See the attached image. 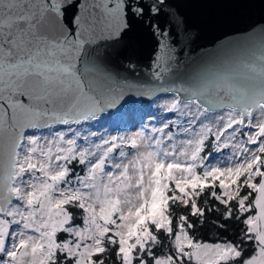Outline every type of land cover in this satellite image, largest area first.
<instances>
[{
  "label": "snow or ice",
  "instance_id": "snow-or-ice-1",
  "mask_svg": "<svg viewBox=\"0 0 264 264\" xmlns=\"http://www.w3.org/2000/svg\"><path fill=\"white\" fill-rule=\"evenodd\" d=\"M251 2L0 0V264H264V23L190 47Z\"/></svg>",
  "mask_w": 264,
  "mask_h": 264
},
{
  "label": "water",
  "instance_id": "water-1",
  "mask_svg": "<svg viewBox=\"0 0 264 264\" xmlns=\"http://www.w3.org/2000/svg\"><path fill=\"white\" fill-rule=\"evenodd\" d=\"M173 2L180 5L190 23L199 20L206 13L217 11L214 9L216 6H201L213 3L215 0H173ZM161 23H164L163 17L161 18ZM262 23H264V0H252L240 13L234 15L232 22L226 29L209 30L201 28L199 36L191 42V54L193 57H197L205 51L211 52L221 41L239 38L234 32H244L252 26ZM225 30L233 34L226 37L224 35ZM173 34L175 35L174 28ZM153 49L154 42L144 45L141 52L142 63L147 64L149 62ZM149 102V100H143L140 104ZM132 103H135V101L130 100L129 104Z\"/></svg>",
  "mask_w": 264,
  "mask_h": 264
},
{
  "label": "rangeland",
  "instance_id": "rangeland-1",
  "mask_svg": "<svg viewBox=\"0 0 264 264\" xmlns=\"http://www.w3.org/2000/svg\"><path fill=\"white\" fill-rule=\"evenodd\" d=\"M151 101L147 104H139L134 111L128 112L124 117V123L126 124H136L142 117H146L149 112L157 111L155 106L149 108ZM115 119V117L105 116L104 119L101 121L102 123H106L109 120ZM123 126V124L121 125ZM94 127H99V125H94Z\"/></svg>",
  "mask_w": 264,
  "mask_h": 264
},
{
  "label": "trees",
  "instance_id": "trees-1",
  "mask_svg": "<svg viewBox=\"0 0 264 264\" xmlns=\"http://www.w3.org/2000/svg\"><path fill=\"white\" fill-rule=\"evenodd\" d=\"M214 222V221H213ZM236 229L233 228L232 230L228 231L227 233H221L222 235H227L229 237H233L235 235ZM204 234L207 236L208 240H213L218 238L219 233L216 231V229L209 226L204 230Z\"/></svg>",
  "mask_w": 264,
  "mask_h": 264
}]
</instances>
